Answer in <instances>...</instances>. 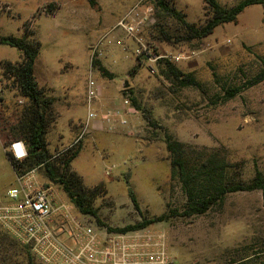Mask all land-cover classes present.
Masks as SVG:
<instances>
[{"label":"rangeland","instance_id":"rangeland-1","mask_svg":"<svg viewBox=\"0 0 264 264\" xmlns=\"http://www.w3.org/2000/svg\"><path fill=\"white\" fill-rule=\"evenodd\" d=\"M156 1L0 0V35L21 36L27 23L41 42L34 74L45 93L54 97L46 134L53 158L76 139L88 111L89 82H95L96 96L90 106L97 117L82 138L71 168L87 187L103 185L94 206L110 226L134 223L142 214L153 216L184 204L180 184L170 178L166 131L195 148H221L235 169L242 166L245 179L255 169L264 173V80L222 99L224 89L245 83L264 67V6L250 5L236 22L219 25L201 41L187 42L176 38V21ZM167 1L189 22L202 24L208 16L203 0ZM218 1L231 6L239 0ZM131 9L135 17L148 15L140 33L154 53L167 55L164 59L182 72L192 73L200 87H179L160 73L157 63L154 72L145 59L139 63L135 41L116 26ZM174 55L183 58H168ZM94 58L112 78L92 65ZM21 59V51L0 44V73L1 62ZM0 96L4 99L1 129L17 118L26 100L1 76ZM117 110L126 123L116 118L107 124L104 114ZM3 141L0 132V204L6 190L17 185ZM12 143L7 149L14 155ZM36 177L51 184L81 222L95 224L94 217L80 213L62 188L49 181L44 166L36 169ZM128 189L134 191L141 213ZM142 230L161 242L166 254L161 264H259L257 257H264V189L229 193L203 215L176 216ZM10 238L0 227V264H26V248L10 243ZM34 264L41 263L34 259Z\"/></svg>","mask_w":264,"mask_h":264},{"label":"trees","instance_id":"trees-1","mask_svg":"<svg viewBox=\"0 0 264 264\" xmlns=\"http://www.w3.org/2000/svg\"><path fill=\"white\" fill-rule=\"evenodd\" d=\"M208 16L204 23L195 24L185 19V15L172 6L167 0H157L155 5L176 21V38L187 42L201 41L210 35L219 25L236 22L238 15L248 6L260 4L264 0H239L231 6H225L218 0H203ZM93 4V1H91ZM167 36V33L161 29ZM0 44L16 48L22 53V59L16 63L1 62L0 76L5 82L14 86L26 103L19 110L17 118L9 124H4L0 132L4 138L3 147L16 175L29 172L44 166L49 181L58 184L77 210L95 218V223L105 227L109 232L127 233L138 231L157 222L168 221L172 217H192L203 215L215 205H220L229 193L251 192L264 189V173L255 169L249 179L242 177V166L237 169L227 159L221 148H195L178 140L172 133H164V141L170 155V178L180 184L185 195V202L180 208L165 210L153 216H141L139 221L123 226H110L98 215L94 201L104 191L102 184L87 187L82 177L71 168L72 161L78 156L81 141L65 149L62 155L55 158L48 149L46 134L53 119L52 105L54 97L47 95L39 86L35 74V60L41 50V42L35 38L31 24H24L21 36L0 35ZM141 63V58L138 56ZM92 65L105 76L113 77L112 73L100 62L92 59ZM160 73L170 82L179 87H200V83L192 73H184L168 59L161 58L157 62ZM264 80V67L245 83L224 89L223 100L234 97L243 88H248ZM0 96V102L3 101ZM133 105L139 109L135 98L131 97ZM22 142L26 154L16 158L7 147L11 142ZM53 158V159H52ZM128 196L141 213L138 200L132 189ZM6 238V237H4ZM12 244H18L15 239H7ZM21 246V245H20ZM22 249H25L21 246ZM26 264H34V258L26 249ZM264 255V248L261 250ZM259 258V264H264V257Z\"/></svg>","mask_w":264,"mask_h":264},{"label":"built area","instance_id":"built-area-1","mask_svg":"<svg viewBox=\"0 0 264 264\" xmlns=\"http://www.w3.org/2000/svg\"><path fill=\"white\" fill-rule=\"evenodd\" d=\"M148 19L133 15V9L117 23V27L131 37L135 53L145 59L151 72L164 54H155L153 47L141 36L140 28ZM122 44L121 39H116ZM178 61L182 55L168 57ZM94 81L89 82L88 111L80 131L71 146L82 140L97 117L92 109L91 99L96 96ZM104 120L111 125L118 118L126 123L120 112L104 114ZM22 142L12 143L16 158H22L26 151ZM20 144L23 151H21ZM107 169V174L110 173ZM17 185L6 190V199L0 204V227L15 241L25 247L41 264H161L166 254L161 242L154 234L144 230L127 233L109 232L96 223H83L74 214L65 199L56 195L51 184L40 183L36 169L16 175ZM141 231V232H139Z\"/></svg>","mask_w":264,"mask_h":264},{"label":"bare ground","instance_id":"bare-ground-1","mask_svg":"<svg viewBox=\"0 0 264 264\" xmlns=\"http://www.w3.org/2000/svg\"><path fill=\"white\" fill-rule=\"evenodd\" d=\"M20 147H21V151H23V149H22V145L20 144Z\"/></svg>","mask_w":264,"mask_h":264},{"label":"crops","instance_id":"crops-1","mask_svg":"<svg viewBox=\"0 0 264 264\" xmlns=\"http://www.w3.org/2000/svg\"><path fill=\"white\" fill-rule=\"evenodd\" d=\"M21 144H23V143H21ZM24 145V144H23Z\"/></svg>","mask_w":264,"mask_h":264}]
</instances>
